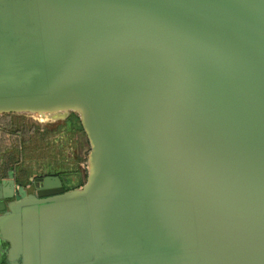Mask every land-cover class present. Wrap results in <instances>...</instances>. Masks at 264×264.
Instances as JSON below:
<instances>
[{
	"label": "water",
	"instance_id": "95a60500",
	"mask_svg": "<svg viewBox=\"0 0 264 264\" xmlns=\"http://www.w3.org/2000/svg\"><path fill=\"white\" fill-rule=\"evenodd\" d=\"M3 114L88 152L0 179V264H264V0H0Z\"/></svg>",
	"mask_w": 264,
	"mask_h": 264
},
{
	"label": "rangeland",
	"instance_id": "374dc122",
	"mask_svg": "<svg viewBox=\"0 0 264 264\" xmlns=\"http://www.w3.org/2000/svg\"><path fill=\"white\" fill-rule=\"evenodd\" d=\"M0 116H3L1 121H6L3 129L8 132L0 134L1 143L17 150V170L31 176L28 179L26 175L23 180L34 178V174L63 171V184L67 189L84 183L88 148L80 132L63 128L61 120L39 123L29 114ZM44 132H49L46 139Z\"/></svg>",
	"mask_w": 264,
	"mask_h": 264
},
{
	"label": "crops",
	"instance_id": "0c3cea01",
	"mask_svg": "<svg viewBox=\"0 0 264 264\" xmlns=\"http://www.w3.org/2000/svg\"><path fill=\"white\" fill-rule=\"evenodd\" d=\"M10 116H16L17 114H9ZM3 116H0V134H8L6 130L3 129L4 125L3 123H6V121H1ZM6 133V134H5ZM46 133V132H44ZM43 133V134H44ZM49 133V132H47ZM46 133L45 139L49 137V134ZM15 135H17L15 133ZM51 135V134H50ZM43 140V137H42ZM10 145H3L0 141V179H4L7 177V173L11 170L13 172V178L15 185H19L20 183L25 182L26 179L25 176L28 175L27 172H19L17 170V165L19 164L18 160V153L17 150L12 148ZM29 176V175H28ZM44 176H58L63 185V171L58 172H45L42 174H34L33 177H44ZM31 176L28 177V179ZM33 179V178H32Z\"/></svg>",
	"mask_w": 264,
	"mask_h": 264
},
{
	"label": "trees",
	"instance_id": "16d2710c",
	"mask_svg": "<svg viewBox=\"0 0 264 264\" xmlns=\"http://www.w3.org/2000/svg\"><path fill=\"white\" fill-rule=\"evenodd\" d=\"M64 127L73 128V132L75 133H79L82 130L79 119L74 114H70L68 118L63 122V128Z\"/></svg>",
	"mask_w": 264,
	"mask_h": 264
},
{
	"label": "bare ground",
	"instance_id": "6f19581e",
	"mask_svg": "<svg viewBox=\"0 0 264 264\" xmlns=\"http://www.w3.org/2000/svg\"><path fill=\"white\" fill-rule=\"evenodd\" d=\"M33 119L36 120V121H38L39 123H43V122L46 121L45 119H43V118H41L39 116H33Z\"/></svg>",
	"mask_w": 264,
	"mask_h": 264
},
{
	"label": "flooded vegetation",
	"instance_id": "af4514ba",
	"mask_svg": "<svg viewBox=\"0 0 264 264\" xmlns=\"http://www.w3.org/2000/svg\"><path fill=\"white\" fill-rule=\"evenodd\" d=\"M64 189H67L66 186L63 184Z\"/></svg>",
	"mask_w": 264,
	"mask_h": 264
}]
</instances>
